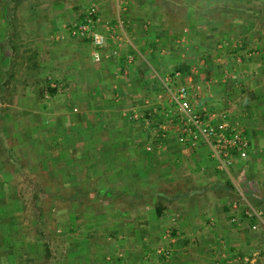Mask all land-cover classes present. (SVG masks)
Listing matches in <instances>:
<instances>
[{
	"label": "crops",
	"instance_id": "0c3cea01",
	"mask_svg": "<svg viewBox=\"0 0 264 264\" xmlns=\"http://www.w3.org/2000/svg\"><path fill=\"white\" fill-rule=\"evenodd\" d=\"M20 1L0 5V106L18 112L0 115L5 121L0 133L16 129L27 136L29 145L33 135L46 133V122L56 120L59 153L51 156L50 147L40 142L44 138H36L39 147L25 155L28 164L42 166L61 183L56 195L88 197L97 182L110 198L128 200L110 213L115 218L109 220L134 232L135 248L126 253L129 264H247L242 258L253 254L250 264H264V252L252 248L264 245V237L253 241L252 233L248 235L257 228L264 234V194L244 191L261 199L255 205L239 190L249 183L250 165L264 168V0H101L99 31L110 36L108 28L119 20L124 36L108 37L100 49L85 38L58 37L61 25L73 20H53L61 3L38 0L34 13L19 16ZM4 6L7 14H2ZM168 39L180 43L176 63L166 47ZM117 46L118 55H104ZM192 67L197 70L193 82L206 92L201 104L226 109L245 128L248 158L236 160L228 173L216 168L205 145L190 148L178 143L173 127L162 126V113L150 124L143 120L157 104V95L164 93L162 77L181 68L184 79ZM46 68L59 72L52 74L55 82L46 80ZM233 70L238 73L236 82L223 78ZM19 71L35 81L11 83ZM36 88L49 93L51 101L41 104ZM68 102L79 107L69 114L73 119L66 116L70 110L64 111ZM18 103L23 106L14 105ZM56 108L64 112L61 122L47 116L55 115ZM65 119L70 122L63 126ZM178 169L181 174L174 176L172 171ZM8 178L0 173V184ZM178 181L187 185L182 192L175 187L162 190L165 182L178 187ZM72 190L75 193L65 194ZM239 192L262 210L260 219L242 213ZM157 200L162 203L154 207ZM167 229L170 236L165 235ZM157 239L163 244L154 246Z\"/></svg>",
	"mask_w": 264,
	"mask_h": 264
},
{
	"label": "rangeland",
	"instance_id": "374dc122",
	"mask_svg": "<svg viewBox=\"0 0 264 264\" xmlns=\"http://www.w3.org/2000/svg\"><path fill=\"white\" fill-rule=\"evenodd\" d=\"M8 1L11 2L12 0H0V5L1 2L6 5ZM50 1L51 3L54 2V0ZM91 1L98 4L101 0H55V2L61 3V5L58 7L53 20H56L57 23L59 21L64 22L75 19L81 8ZM37 5L38 0H21L19 2V8H16V10H18L19 16L30 15L34 13ZM6 8L7 7L3 8L2 14L8 13ZM110 14L115 15V7L114 9H110ZM18 20L19 23H17V26L20 27V25H23L22 20ZM19 30L22 31V29ZM64 36L65 33H63V37ZM224 43H227V41ZM166 47L172 51V60L173 63H176L178 61L176 56L181 52L180 43L177 44L173 39H168L166 40ZM193 56L195 57L193 58V62L197 63L198 56L196 53ZM166 60L169 64L171 63V59L168 57ZM215 65L221 66L219 64H214V66ZM46 69L47 71L44 73L46 80L48 82H55L52 74L57 76L59 72L57 73V71L52 69ZM14 75L15 78L11 83L15 85L21 86L27 80H29L30 83L35 81V79L31 80L32 78H23L21 76L23 72L20 71L15 72ZM15 88L17 87L15 86ZM34 95L41 104H47L51 101L49 93L42 94V88H36ZM71 99L72 97H70V100ZM228 101L225 102V104H228ZM14 105L23 106V104L20 103ZM67 106V110L63 107L64 111L70 110L66 112V116L68 119H73L74 115L69 114L77 113L79 107L75 104L70 106L69 102ZM75 107L77 111H74ZM59 111L60 109L56 108L53 111L56 112L55 115H47L48 118H56L57 122H61L59 116H61V114L63 115L64 112ZM17 113L18 112L10 111L7 106H0V115H17ZM9 119L10 118L7 120ZM63 121V126L68 125L70 122V120L67 119ZM2 122L5 121L3 118H0V125ZM16 122L17 126L24 127V124H19L18 120H16ZM47 123L48 122H46L45 126L49 131H47V129L44 135H33L32 140L29 141V145L27 136L19 134L16 132V129L13 133H0V173H7L9 175L7 183L5 184V182H3L0 184V264L132 263L130 258H127L126 253L129 254V249L134 247L132 241L134 232L125 228L119 229L116 227V223L109 220L110 217L115 218L113 215H110V213L116 210V208H119V205L128 203V200L125 198H110L107 196L103 185L97 182L93 184L94 188L90 189L91 191L88 197L67 198L63 195V198H59L56 193L61 191V183L56 182L54 176H48L47 170L42 171V166L36 168L37 165L33 164V166L31 162L28 164L25 155H30L32 153L31 148L39 147L36 138L39 140L40 138H44V140H40V142L44 141L42 147L47 149L50 147L52 150L50 153L51 156L54 157V154L59 153L60 143H58L59 140L57 137L60 138V135L58 134V136H56L57 124L54 125L56 120H50L49 123ZM32 124L34 125L35 123ZM105 128H110V126L107 125ZM249 170L253 171L252 174L249 173L247 176L249 183L247 184L245 182V187L243 188L240 186L239 190L243 192L251 191L252 193L254 192L262 196V194H264V168H259L257 166L252 167L250 165ZM172 172L174 176H177L178 173L181 174L179 169L177 171L173 170ZM177 183L179 184L178 187L177 185L168 186V182H165V185L162 186V190H166L168 187H175L180 193L187 188V185H181L179 181ZM79 185L81 184L78 183L77 186ZM85 186L86 184H84V187ZM71 193L73 194L75 192L73 190L72 192H65L66 195H70ZM5 194H7V196H5ZM248 194L245 193L253 204H260V198L255 199ZM130 201L131 200H129V202ZM161 203V200H157L152 205L155 207L157 205L159 206ZM261 204L264 205V202H261ZM37 206L40 207L39 210ZM163 228H165V226ZM162 232L163 231L160 232V237ZM251 233L253 241H261V238L264 237V234H261L262 232L261 230L259 231L258 228L248 232V235ZM156 243H158V245L163 244L159 242L158 239L154 242V246H156ZM252 248L264 252V245H253ZM252 248H250L249 251H252ZM119 254H122V256L120 255L121 257H119ZM108 255L111 257L109 260L106 258ZM119 259H121L122 263Z\"/></svg>",
	"mask_w": 264,
	"mask_h": 264
},
{
	"label": "built area",
	"instance_id": "2783aa9c",
	"mask_svg": "<svg viewBox=\"0 0 264 264\" xmlns=\"http://www.w3.org/2000/svg\"><path fill=\"white\" fill-rule=\"evenodd\" d=\"M99 21L97 4L91 1L81 8L75 19L61 25L58 37H63L65 33L72 37L85 38L100 49L107 45L108 37L116 40L124 36L121 21L118 20L108 28L111 31L110 36L99 31ZM118 52L117 46L105 51L104 55L106 57L116 56ZM194 73H197V70L192 67L182 79L184 73L179 69L167 72L162 77L164 93L157 95V104L151 112L147 111L143 115V120L150 124L155 120L154 116L157 113H162L166 120L162 126L164 128L168 125L173 127L178 143L190 148L205 145L216 168L228 173L236 160L243 161L248 158L249 142L245 128L226 109H207L201 104L206 92L198 82H193ZM227 77L236 82L238 73L233 70L228 76H223V78ZM151 148V145L146 146L148 150ZM239 199L244 204L242 208L244 215L257 220L262 217V210L251 204L243 192H239ZM233 206L238 205L233 203ZM251 227L255 228L256 224H252ZM170 232L171 230L167 229L165 235L170 236ZM254 258L255 254L244 256L242 259L250 264Z\"/></svg>",
	"mask_w": 264,
	"mask_h": 264
},
{
	"label": "trees",
	"instance_id": "16d2710c",
	"mask_svg": "<svg viewBox=\"0 0 264 264\" xmlns=\"http://www.w3.org/2000/svg\"><path fill=\"white\" fill-rule=\"evenodd\" d=\"M179 69H181V68H179ZM181 70H182V69H181ZM37 207H38V210H39L40 207H39V206H37ZM172 233H173V232H172ZM47 253H48V251H47Z\"/></svg>",
	"mask_w": 264,
	"mask_h": 264
}]
</instances>
